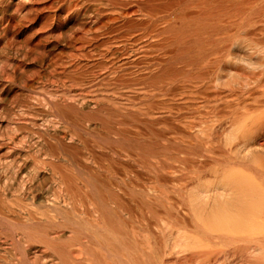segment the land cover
Returning <instances> with one entry per match:
<instances>
[{
    "label": "bare ground",
    "instance_id": "obj_1",
    "mask_svg": "<svg viewBox=\"0 0 264 264\" xmlns=\"http://www.w3.org/2000/svg\"><path fill=\"white\" fill-rule=\"evenodd\" d=\"M12 1L0 0L10 7L0 9V38L30 27L36 44L30 48L26 40L23 53L49 42L53 49L69 48L48 62L40 55L46 75L72 76L92 66V80L136 85L132 94L144 95H85L70 88L27 95L30 109L53 107L72 131L53 129L49 156L34 164L13 152L0 162V264H264V0ZM235 19L262 45L220 49L234 68H224L230 78L220 77V95H210L219 92V78L208 79L206 69L214 35ZM12 73L22 78L19 69ZM185 76L193 80L178 78ZM156 96L167 106L158 115L151 112L160 100L149 102ZM134 99L149 102L145 129L117 128L111 116L118 106L130 117L142 113ZM209 102L194 119L172 111ZM14 115L19 110L7 121L17 128ZM161 121L172 124L170 132L153 127ZM93 136L112 146L119 141L109 169L133 176L117 184L102 177L100 166L81 165L76 146ZM17 141L10 130L0 134L2 144ZM87 154L95 156L91 149ZM28 166L33 179L48 172L55 177L51 197L25 183ZM145 171L149 183H136ZM75 205L84 217L74 218ZM70 232L75 243L65 245Z\"/></svg>",
    "mask_w": 264,
    "mask_h": 264
},
{
    "label": "rangeland",
    "instance_id": "obj_2",
    "mask_svg": "<svg viewBox=\"0 0 264 264\" xmlns=\"http://www.w3.org/2000/svg\"><path fill=\"white\" fill-rule=\"evenodd\" d=\"M18 3L19 0H13L11 6H17ZM84 3H88L90 6H94V3H98V0H87ZM0 6L2 7L0 9L5 8L8 12L10 11L9 9L10 7L7 8L4 6V4L3 5L1 4ZM76 22L77 21L73 19L71 20L70 23L75 24ZM238 22H239L238 19H235L232 25L223 28L220 27L218 32L216 31L214 35V38H216L215 43H213L212 45V51H213L212 61L206 67V69H208V74H207L208 79L219 78L218 80L219 82L220 77H222L221 79L222 81H227L230 78L227 75V71H225L224 68H234V66L230 62H228L224 56H220V49H224V48L233 49L235 46L246 43H249V46H254L255 44L262 45V43L257 42V40H260L259 38L246 34L243 27L239 25ZM37 27H39V25H37ZM33 31L34 30L30 27L29 28L23 27L18 31L9 33L10 39L6 40L4 39L5 37H3V39L0 38V134H4L7 130H10L11 133L14 136H17L19 139V141H17L14 144H10V143L2 144L0 142V162H2L3 159L6 158V156H8L13 152L16 154L17 153L22 154L23 157L27 159V161H31L32 164H34V161L37 162V159L42 160L43 158H47L49 156L47 144L54 142L53 137L50 135L52 134L53 129L65 130L68 132L72 131L71 126L56 113L53 107L46 106L43 108L40 107V108L30 109L27 106V102H26L27 95H49V92L52 89L63 90L65 88H70L74 90L73 91L74 93H81L85 95H113V96L144 95L140 93L132 94L131 91H134L135 88L138 87L136 85L123 84L113 80L111 82H108L106 80L98 81L97 79L92 80L95 71H97V68L92 66L86 68L82 72L72 73V76L66 75V76L57 77L53 75L51 76L46 75L48 74L45 72L46 63L45 65H43L42 63L39 62L38 58L40 57V55L41 54L45 55L44 60L45 62H48L49 59L57 53H60L61 55H66L69 52V48L62 45L59 46L57 49L55 48L56 49L55 50L49 46L50 43L49 42L35 48V52H34L35 54L23 53L26 50L21 51L19 49L20 47L22 48V45L25 43L26 40H27V45L30 48L34 47L36 44V35L35 33H33ZM1 34L2 33H0V35ZM221 53H223V51H221ZM15 68L20 70V73H22V78H18L17 76H15V74L12 73V69L14 70ZM187 77L189 78L190 76L178 77V78L182 80V82L184 81L185 84H189L187 81ZM190 80L192 81L193 78L190 77ZM218 87H219L218 90L219 92L212 93L210 95H220V82ZM175 98H178L177 95H175ZM158 99L160 100L161 97L160 96L153 97L151 98V100H149V102L159 101ZM124 101H125L124 99L121 100L122 103ZM133 101L137 103L136 105L137 107L138 105L141 106L140 112L142 113H138L137 116L131 115L130 117V114L129 115L126 114L127 110L124 111V109H119V106L116 105L118 106L117 107L118 113L116 112L117 114L111 116L112 122L114 123V125H116L117 128L122 127L124 130L127 129L128 131L130 130L143 131L146 127V124L142 123L143 114L146 111L145 109L147 108L146 106L149 102L143 101L142 103H138V100L136 99H134ZM210 104L211 103L209 102L205 104L203 107L198 106L196 107L197 108L196 110H190V111L185 108L174 107L172 111L176 113L177 116L184 115L189 119L191 118L194 119L198 116L200 112L207 110L209 108L207 106H209ZM166 109L167 106L163 108L162 101L160 100V105L157 104L156 108L151 113L154 115H158L161 112L165 111ZM11 110L12 111L19 110L20 112L19 116L14 115L12 118L13 121L15 122L18 121L20 123V126L17 128L14 127L13 124H10L11 121L10 122L7 121L8 119L7 115ZM23 112L24 114L21 115V113ZM171 125L172 124H170L169 122L161 121V122H156L153 125V127L155 129H160L166 132L167 131L170 132ZM98 128L99 126H96L95 132L98 130ZM96 137L93 136L90 139H88L91 141L93 138V141L88 142L89 146H87L88 143L86 146L81 143L77 144L76 148L78 149H76V151L78 155L79 153L82 154L83 159L80 158L81 154L78 157L80 160L83 161L84 164H82L81 161H79V163L81 165H85L87 163L86 166L88 165L100 166V169L102 168L100 170L101 171L100 174L102 175V177L113 180V182L119 181L118 179L120 178L124 179L126 177L133 176L134 171H126L125 168L119 169L118 165H116L117 169H119V171H117L118 173L114 174L110 171V169L113 167L112 161L114 159V154H115L113 148H115V150H118L121 147V143H119V141L116 142L112 141L114 146H116L114 147L109 143V141L104 142L103 140L102 141L99 140L103 136L95 140ZM37 139L40 140L41 142H44L45 144L34 147L33 145H30L33 144V141ZM99 141H101L102 146L101 143L99 145ZM104 145L109 149H111L112 153L110 150L104 147ZM90 149L93 150L95 153V156L92 159L87 157L88 156L87 152L90 151ZM124 153L125 152H123L122 154L123 155L122 158L127 159L126 162L128 163V165L130 166L135 165V163H133L132 161V159L135 160V157H131L132 159L130 160L129 159L130 157L128 158ZM59 156L63 158L64 155L60 153ZM64 163L67 165L66 162ZM30 168L31 167L28 166L27 169L24 170L23 177L25 179V183L29 184V182L31 183L32 181L33 185H37L38 188H40L39 190L40 192H43L46 197H51L55 188V177L50 172H48L46 175H42L40 178L38 176L39 179L38 178L33 179L32 175L27 174ZM135 168L136 167H134V169ZM113 169L116 168L114 167ZM112 177L113 179H111ZM115 179L117 181H115ZM149 180H150V174H148L145 171L144 175L142 176V179L136 183L141 182L143 184H148ZM117 184H120V181ZM35 204L37 205V203ZM34 208H36V206ZM73 210L71 211V214L74 215V218L77 219L78 217L79 218L84 217V215L80 213L81 210H83V207H81L80 205H75V208ZM143 212L148 214L146 209H143ZM76 214L77 216H75ZM161 215L163 216V212L161 213ZM67 231L68 230L64 232L66 233ZM1 235L3 236L4 234L2 233ZM70 236H71V232L67 233L66 236L62 238L61 242L64 243L65 245L74 244L75 241L74 242L71 241ZM83 236L84 237H81L82 240L86 241L88 237L87 234ZM73 246H77V245H73ZM0 253L3 254L4 252L0 250Z\"/></svg>",
    "mask_w": 264,
    "mask_h": 264
}]
</instances>
